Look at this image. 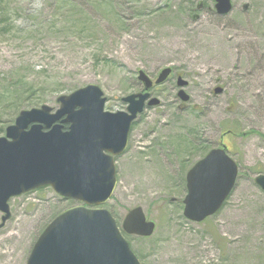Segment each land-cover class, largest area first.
Instances as JSON below:
<instances>
[{"label": "rangeland", "instance_id": "1", "mask_svg": "<svg viewBox=\"0 0 264 264\" xmlns=\"http://www.w3.org/2000/svg\"><path fill=\"white\" fill-rule=\"evenodd\" d=\"M231 2L222 17L214 0H0V137L20 111H56L60 96L89 85L105 111L125 112L122 99L142 92L138 71L155 80L171 69L115 158L103 206L120 229L135 208L155 224L147 238L123 234L140 264H264V193L254 183L264 176V0ZM177 77L190 98L181 110ZM191 131L196 146V134L204 147L225 145L239 170L222 208L198 224L182 215L185 175L204 155ZM8 206L0 264H26L44 228L79 204L45 188Z\"/></svg>", "mask_w": 264, "mask_h": 264}, {"label": "water", "instance_id": "2", "mask_svg": "<svg viewBox=\"0 0 264 264\" xmlns=\"http://www.w3.org/2000/svg\"><path fill=\"white\" fill-rule=\"evenodd\" d=\"M218 16L232 10L231 0H214ZM170 68L160 71L155 80L137 72L143 93L122 99L126 112L104 111L106 99L94 85L60 96L58 109L48 106L21 111L14 124L0 137V214L1 226L10 219L8 201L49 187L62 200L79 206L61 212L36 240L26 264H140L122 232L147 238L155 229L141 208L131 210L121 230L112 214L98 208L106 204L117 185L114 159L122 155L133 122L145 107H155L157 99L149 91L163 84ZM177 97L189 101L176 82ZM222 93L216 88L215 95ZM63 125H67L64 130ZM237 164L225 146L209 151L186 173L183 216L201 223L216 214L233 191ZM264 193V176L254 179Z\"/></svg>", "mask_w": 264, "mask_h": 264}, {"label": "trees", "instance_id": "3", "mask_svg": "<svg viewBox=\"0 0 264 264\" xmlns=\"http://www.w3.org/2000/svg\"><path fill=\"white\" fill-rule=\"evenodd\" d=\"M27 92V91H26ZM25 92V93H26ZM28 93V95H27V100H26V98H25V100H26V102H29L30 101V99H31V96H32V94L28 91L27 92ZM26 93V94H27ZM24 95V93H21V94H19V95H16L15 96V98H17V100H16V102H15V106H16V103H18V102H20V100H21V96H23ZM29 99V100H28ZM179 110H181V109H179ZM197 113V110L196 109H194V108H192V113ZM65 128H66V126H65ZM222 128H227L226 129V134H230V135H234V130L233 129H230V128H228L227 126H222ZM4 132V131H3ZM193 132L191 131L190 132V134L189 135H191V137L193 138V146H195V147H198V148H200V150L202 149V152L204 153V155L211 149V147L209 146V145H207V146H205L204 147V142L202 141V143H200L199 142V140H200V137L198 136V134H196V138L198 139L197 141V146H196V144L194 143V142H196L195 141V134H192ZM203 155V156H204ZM202 156V157H203ZM72 203V202H71Z\"/></svg>", "mask_w": 264, "mask_h": 264}, {"label": "flooded vegetation", "instance_id": "4", "mask_svg": "<svg viewBox=\"0 0 264 264\" xmlns=\"http://www.w3.org/2000/svg\"><path fill=\"white\" fill-rule=\"evenodd\" d=\"M65 126H67V125H63V127H64V130H66V129H65Z\"/></svg>", "mask_w": 264, "mask_h": 264}]
</instances>
